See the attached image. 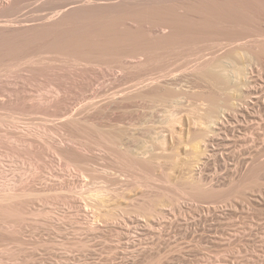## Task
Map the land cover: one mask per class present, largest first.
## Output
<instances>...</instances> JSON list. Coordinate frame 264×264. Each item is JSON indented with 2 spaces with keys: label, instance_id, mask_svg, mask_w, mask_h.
Here are the masks:
<instances>
[{
  "label": "bare ground",
  "instance_id": "obj_1",
  "mask_svg": "<svg viewBox=\"0 0 264 264\" xmlns=\"http://www.w3.org/2000/svg\"><path fill=\"white\" fill-rule=\"evenodd\" d=\"M20 69L0 264H264V0H0Z\"/></svg>",
  "mask_w": 264,
  "mask_h": 264
},
{
  "label": "rangeland",
  "instance_id": "obj_2",
  "mask_svg": "<svg viewBox=\"0 0 264 264\" xmlns=\"http://www.w3.org/2000/svg\"><path fill=\"white\" fill-rule=\"evenodd\" d=\"M23 11H25V10H23ZM262 38V37H261ZM72 69V68H71ZM64 70V69H63ZM63 70H59V71H63ZM18 71H20V72H14V74L12 73H10V74H8L7 76H2L1 78H0V81H7V80H9L8 82H12L13 80V83L12 84H15V83H21V80L19 79L20 78V74H26L27 73V71H23L22 69H20V70H18ZM24 72V73H23ZM20 73V74H19ZM16 74V75H15ZM11 75H12V77L13 78H11ZM15 75V76H14ZM18 76V77H17ZM8 77V78H7ZM15 77V78H14ZM4 78V79H3ZM6 78V79H5ZM11 78V79H10ZM17 79V80H16ZM11 80V81H10ZM19 80V81H18ZM17 81V82H16ZM33 85V86H32ZM34 85H36V84H34V83H29L28 84V86H27V93H29V94H34V95H36V96H41V95H43V94H48L49 95V97H54V96H56L57 94H56V92L55 91H53V89H49V87H47V88H40L39 86H34ZM36 87V88H35ZM29 89H33L32 90V92L29 90ZM35 89H37L36 90V92H34V90ZM39 89V90H38ZM44 89H46V92H45V90ZM52 90V91H51ZM50 93V94H49ZM52 93V94H51ZM55 93V94H54ZM52 95V96H51ZM4 96L3 95H1V97L0 98H3ZM20 115H18V117H19ZM23 115H21V118L23 119H21L22 121H24V122H29L30 120L32 121L33 119H30V118H33L34 116L36 117V119H37V117H41L40 115H37V114H33V115H31V116H33V117H29V115H27V117L26 116H23ZM35 117H34V119H35ZM27 118V119H26ZM30 120H29V119ZM25 119V120H24ZM28 120V121H27ZM38 121H39V119H37ZM37 120H33L34 122H38ZM0 128H3V129H0V131H2V130H4V128H5V126L3 127V126H1ZM1 134H3V131L2 132H0V135ZM42 141V142H41ZM38 143H41V146L40 147H42V148H44L43 146H44V141L43 140H40V142L38 141ZM44 143V144H43ZM43 144V145H42ZM21 145V146H20ZM19 145V147H21V148H26L25 147V144H20ZM23 146V147H22ZM3 148V147H2ZM1 148V152H0V155H2L3 154V150H4V148L2 149ZM48 151V150H47ZM46 151V152H47ZM48 152H50V155H51V151H48ZM2 153V154H1ZM6 153V152H5ZM4 153V154H5ZM2 155V156H0V185H1V182L3 183V182H8V181H13V180H16V179H18V178H23V174H24V178H26V177H28V179H29V177H32L33 175H39V174H43V175H47V171H46V174H45V172H43V173H39V171H40V169H35V170H37V173L36 172H34L35 170H32L33 168H32V165L30 166V163H28L27 164V162H29L28 160H25V158L24 157H19L20 159L21 158H24V160H25V162H24V160L22 161V160H19V158L18 157H12V156H9L8 158H7V156L8 155H6V157H5V155ZM50 155L48 156H46L47 158L46 159H49L50 158ZM49 157V158H48ZM6 158V159H5ZM10 158V159H9ZM18 158V159H17ZM17 159V160H16ZM13 161V162H12ZM15 161V162H14ZM10 162V163H9ZM99 162H102L101 160H99L98 161V165L97 166H99ZM24 163V164H23ZM104 163V162H103ZM103 163H101V164H103ZM7 164V165H6ZM19 164V165H18ZM26 164L28 165V167L26 166ZM7 167H6V166ZM13 166V167H12ZM30 166V167H29ZM102 166V165H101ZM3 167V169H1ZM15 169V170H14ZM18 169V170H17ZM25 169H27V170H30V171H27V170H25ZM5 170V171H4ZM11 171V172H10ZM23 171V172H22ZM32 171V172H31ZM3 172V173H2ZM21 172V173H20ZM26 172V173H25ZM30 172V173H29ZM2 173V174H1ZM5 173V174H4ZM17 173V174H16ZM28 173V174H27ZM33 173V174H32ZM12 174V175H11ZM19 174V175H18ZM22 176H21V175ZM25 174H26V176H25ZM29 174H32V175H29ZM16 176H18V177H16ZM19 176H21V177H19ZM4 177H6V178H4ZM5 179V180H3V179ZM8 178H10V179H8ZM189 202H191V201H189ZM166 203H168V202H166ZM178 202H173L172 201V204H173V206H172V204H171V202L170 203H168V206H166V207H168V208H173L174 207V204L176 205ZM193 203V202H192ZM169 204H170V206H169ZM194 205L193 206H195L196 204H197V202L196 203H193ZM167 205V204H166ZM190 205H192L191 203H190Z\"/></svg>",
  "mask_w": 264,
  "mask_h": 264
}]
</instances>
